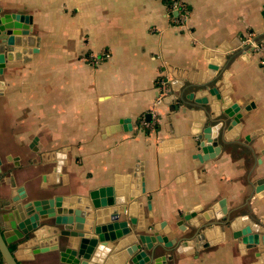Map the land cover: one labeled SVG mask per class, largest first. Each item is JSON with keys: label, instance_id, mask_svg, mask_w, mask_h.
I'll use <instances>...</instances> for the list:
<instances>
[{"label": "crops", "instance_id": "obj_1", "mask_svg": "<svg viewBox=\"0 0 264 264\" xmlns=\"http://www.w3.org/2000/svg\"><path fill=\"white\" fill-rule=\"evenodd\" d=\"M183 2L187 29L170 20L167 0H0L2 13L33 18L27 46L39 49L26 63H8L3 77L0 205L13 191L11 176L33 196L50 186L43 177L53 173L41 155L66 149L62 172L54 174L58 193L88 197L111 186L119 196L144 180L145 193L132 202L144 204L146 225L151 214L154 223H166L170 239L185 235L177 225H188L185 213L222 199L232 219L264 217V53L243 59L234 49L250 34L264 47V0ZM210 62L216 77L224 71L221 87L241 107L242 128L237 138L218 130L214 158L199 162L190 105L210 95ZM161 81L176 98L156 106ZM195 113L204 117V110ZM6 212L0 209L1 225ZM221 231L226 241L198 250L181 243L167 264H264V253L243 254L232 231ZM20 264L63 263L48 253L23 255Z\"/></svg>", "mask_w": 264, "mask_h": 264}, {"label": "water", "instance_id": "obj_2", "mask_svg": "<svg viewBox=\"0 0 264 264\" xmlns=\"http://www.w3.org/2000/svg\"><path fill=\"white\" fill-rule=\"evenodd\" d=\"M262 17L264 20V8ZM32 25L31 16L2 13L0 8V96L5 94L3 77L8 63L20 60L26 63L31 60V54L39 51L38 46H27L32 40ZM252 43L259 45L257 37H253ZM234 49L237 50L235 54L243 59L254 52L247 39L239 41ZM211 55L215 56L214 53ZM216 57L221 59L218 55ZM208 69L210 78L206 80L205 88H208L210 95L206 98L197 95L190 105V109L194 110L193 134L199 141L200 151L194 158L199 162L214 158V148L218 146L215 134L218 130L222 132L225 128L233 134V138H237L236 131L242 128L241 107L221 87L224 71L217 77V74L213 75L217 71L213 62H210ZM222 82L226 85V81ZM175 98L172 92L164 102ZM189 98L192 99L193 95ZM199 110H204V117L202 113H195ZM206 121L210 126L204 127ZM216 121L218 123L214 127ZM116 129L119 128H109L106 132L111 134ZM37 142L38 138H35L31 145L35 152L39 150L35 147ZM41 158L42 164L51 168L50 172L53 173H46L48 175L43 177L50 186L35 190L33 196L25 187L16 188L11 176L9 183L13 191L10 198L0 205V209L6 208L7 211L3 217L6 224L0 223V257L4 264H20L23 255L32 258L33 255L48 253H56L63 264H167V256L179 253L181 243H184V247L189 245L198 250L226 241V231H221L222 227L231 230L233 238L240 241L239 249L243 254L249 248L257 250V257L264 253V217L255 214L252 218L232 219V212L228 211L224 199L207 210L197 207L185 213L183 219L188 225L177 223L185 235L181 240L170 239L171 229H165L166 223H154L151 214L146 225L144 204L132 202V196L140 191L145 193L144 180H141V186L129 185L125 195L116 196L115 188L111 186L95 189L89 192L88 197L60 194L54 174L62 172L66 149L61 153L42 154ZM8 159L19 166V157L10 156ZM135 177L141 179L140 176ZM147 206L149 211L152 210L150 200ZM139 231H150L152 234ZM159 249L165 254H158Z\"/></svg>", "mask_w": 264, "mask_h": 264}, {"label": "built area", "instance_id": "obj_3", "mask_svg": "<svg viewBox=\"0 0 264 264\" xmlns=\"http://www.w3.org/2000/svg\"><path fill=\"white\" fill-rule=\"evenodd\" d=\"M167 3H168L169 18L173 22V24L175 26L187 29L190 20V11L188 10L187 6L184 4L183 0H167ZM247 42L251 43V45L254 47V52L264 53L263 46L252 43L253 34H250L247 37ZM261 64L264 65V57L262 58ZM158 93L159 94H158L156 106L162 105L165 99H167L172 94L170 82L161 81L158 87Z\"/></svg>", "mask_w": 264, "mask_h": 264}, {"label": "rangeland", "instance_id": "obj_4", "mask_svg": "<svg viewBox=\"0 0 264 264\" xmlns=\"http://www.w3.org/2000/svg\"><path fill=\"white\" fill-rule=\"evenodd\" d=\"M262 61V60H261Z\"/></svg>", "mask_w": 264, "mask_h": 264}]
</instances>
